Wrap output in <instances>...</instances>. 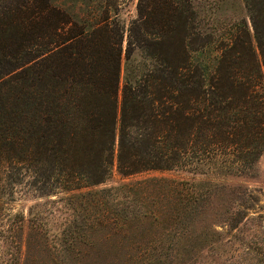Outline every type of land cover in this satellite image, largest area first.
<instances>
[{
    "label": "trees",
    "instance_id": "1",
    "mask_svg": "<svg viewBox=\"0 0 264 264\" xmlns=\"http://www.w3.org/2000/svg\"><path fill=\"white\" fill-rule=\"evenodd\" d=\"M208 1L200 19L193 0H140L127 30L113 0H0V177L18 167L71 199L87 190V203L152 187L195 202L211 193L163 178L96 188L115 170L253 168L264 152V0ZM239 3L253 33L213 16Z\"/></svg>",
    "mask_w": 264,
    "mask_h": 264
},
{
    "label": "rangeland",
    "instance_id": "2",
    "mask_svg": "<svg viewBox=\"0 0 264 264\" xmlns=\"http://www.w3.org/2000/svg\"><path fill=\"white\" fill-rule=\"evenodd\" d=\"M139 1L113 0L127 30L138 18ZM193 2L200 19L204 7L208 18L209 1ZM213 14L231 24L245 20L253 33L243 3ZM218 27L223 32L224 24ZM126 38L127 32L125 45ZM220 167L218 159L207 161L202 173L188 168L128 178L115 170L96 189L163 178L200 184L211 194L187 202L152 187L100 205L87 203V190L74 191L71 199L59 186L43 189L28 172L8 169L0 177V264H264V152L246 173ZM103 209L108 213L100 216Z\"/></svg>",
    "mask_w": 264,
    "mask_h": 264
}]
</instances>
